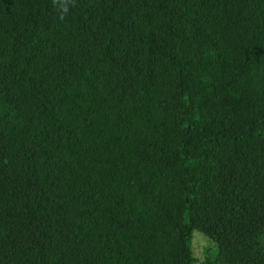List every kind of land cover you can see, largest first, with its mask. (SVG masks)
<instances>
[{"label": "trees", "instance_id": "16d2710c", "mask_svg": "<svg viewBox=\"0 0 264 264\" xmlns=\"http://www.w3.org/2000/svg\"><path fill=\"white\" fill-rule=\"evenodd\" d=\"M0 264H264V0H0Z\"/></svg>", "mask_w": 264, "mask_h": 264}, {"label": "rangeland", "instance_id": "374dc122", "mask_svg": "<svg viewBox=\"0 0 264 264\" xmlns=\"http://www.w3.org/2000/svg\"><path fill=\"white\" fill-rule=\"evenodd\" d=\"M211 245L210 241L204 237L201 233L195 232L193 239V253L198 262L203 258V251L206 247Z\"/></svg>", "mask_w": 264, "mask_h": 264}, {"label": "clouds", "instance_id": "9594fccd", "mask_svg": "<svg viewBox=\"0 0 264 264\" xmlns=\"http://www.w3.org/2000/svg\"><path fill=\"white\" fill-rule=\"evenodd\" d=\"M60 11H61V13H62L61 18H63V14H67V12H68V8H67V7H62V8L60 9Z\"/></svg>", "mask_w": 264, "mask_h": 264}]
</instances>
